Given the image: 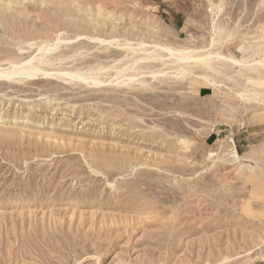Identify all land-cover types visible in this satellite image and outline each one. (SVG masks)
<instances>
[{
    "label": "rangeland",
    "instance_id": "obj_1",
    "mask_svg": "<svg viewBox=\"0 0 264 264\" xmlns=\"http://www.w3.org/2000/svg\"><path fill=\"white\" fill-rule=\"evenodd\" d=\"M44 41L56 76L0 79V264H264V84L231 83L264 70L175 79L153 49L262 58L264 0H0L1 71Z\"/></svg>",
    "mask_w": 264,
    "mask_h": 264
},
{
    "label": "bare ground",
    "instance_id": "obj_2",
    "mask_svg": "<svg viewBox=\"0 0 264 264\" xmlns=\"http://www.w3.org/2000/svg\"><path fill=\"white\" fill-rule=\"evenodd\" d=\"M220 8H221V6H219L218 8H217V10H218V12L220 13L221 12V10H220ZM210 12L212 13V10H210ZM13 18V17H12ZM11 21H13V20H11ZM10 21V22H11ZM15 21H16V19H15ZM52 21V20H51ZM9 22V23H10ZM17 22V21H16ZM55 22V21H54ZM54 22H52V27H53V23ZM49 23H51L50 21H49ZM19 24H20V22H19ZM12 24H10V26H11ZM21 25V24H20ZM217 24H216V16H215V14L213 13L212 14V18H211V23H210V28H211V32H209V33H212V34H210L211 36H210V41H209V44H208V48H212V47H214L217 43H219L220 42V40H221V38L220 37H222V30H221V28L219 27L218 28V26H216ZM56 26V25H55ZM11 27H13V25L11 26ZM20 27H22V26H20ZM50 28L51 30L53 29V28ZM57 27V26H56ZM13 28H17V27H13ZM21 29V28H20ZM12 30V29H11ZM54 30V29H53ZM13 31V30H12ZM16 31H17V29H16ZM210 31V30H209ZM14 32H15V30H14ZM13 32V33H14ZM18 32V31H17ZM17 32H16V34H17ZM19 32H21L20 30H19ZM48 36V35H47ZM72 36V35H71ZM25 37H26V35H25ZM41 37V36H40ZM44 38V37H43ZM42 38V40H44ZM48 39V38H47ZM56 39H57V37H56ZM57 40H59V38L57 39ZM56 40V41H57ZM94 40V39H93ZM19 41V40H18ZM18 41H16V42H18ZM21 41V40H20ZM19 41V42H20ZM49 41V40H48ZM48 41H44V43H42V44H40L41 46H39L38 48H37V53L39 54V52H41L42 53V55L40 56V58H42L43 57V55L46 53L47 54V52H48V50L46 49L47 47H48ZM42 42V41H41ZM40 42V43H41ZM62 42V40H60V43ZM67 42H69V41H67ZM71 42V41H70ZM15 43V42H14ZM56 43V42H55ZM57 43H59V42H57ZM57 43H56V45H57ZM140 43V42H139ZM138 43V44H139ZM15 44H17V43H15ZM20 43H18L17 45H16V47L19 45ZM48 44V45H47ZM59 45V44H58ZM137 45V44H136ZM140 46H142L143 48H141V50L143 51L144 50V45L142 44V43H140L139 44ZM138 45V46H139ZM146 45V44H145ZM52 46V45H51ZM51 46H49L48 48H50ZM54 46V45H53ZM126 46H128V45H126ZM125 46V47H126ZM138 46H137V48H135V50H137L138 49ZM148 46V45H147ZM19 47V46H18ZM18 47H17V49H18ZM55 47V46H54ZM153 47V46H152ZM52 48V47H51ZM127 48H129V47H127ZM21 49V48H20ZM130 49V48H129ZM133 49V48H132ZM149 49V48H148ZM148 49H147V51H148ZM153 49H156V50H159V51H161V52H165L166 53V58L168 59V60H172L171 61V63H172V65H173V67H174V78L175 79H177V78H180V77H183L185 74H187L188 72L186 71V70H188V68L187 69H185L187 66H193V67H196L197 65H199L200 67L202 66L203 68H205L206 69V72H207V70H212V68H213V66L215 65V66H217V65H226V66H228V68H226L227 70L228 69H230L231 68V66H232V68H234L235 66L236 67H239V68H243V69H256L257 71L259 70L260 71V69L262 68L263 70H264V56L262 57V58H259V59H257V60H252V62H247L246 60H237V59H235V58H232V57H228V56H226V55H224V54H221V53H219V52H210V51H204V49H192V48H189V47H171V46H166V45H157V46H155ZM247 50H251V49H253L252 48V46H250V47H247L246 48ZM55 50V49H54ZM126 50V49H125ZM139 50H140V47H139ZM140 50V51H141ZM18 51H19V49H18ZM52 51H53V49H52ZM126 51H128V53H130L132 50H130V52H129V50H126ZM56 52V51H55ZM133 52V51H132ZM158 52V51H157ZM49 53V52H48ZM52 53V52H51ZM125 53V52H124ZM135 53V52H134ZM134 53L132 54V55H134ZM139 53V52H138ZM137 53V54H138ZM155 53V54H154ZM159 53V52H158ZM36 54V53H35ZM77 54V53H76ZM144 53L142 52V54H140V55H143ZM9 55V54H8ZM12 55H14V54H12ZM40 55V54H39ZM59 55V54H58ZM125 55H126V53H125ZM128 55H130V54H128ZM139 55V54H138ZM145 57L144 58H137V60H134V63L133 64H135L137 61H146V62H149L148 60H150V61H152L151 59H154V62H155V57L157 58V57H160V59L161 60H163L162 58H164L165 56H163V54L161 55H159V54H157L156 55V52H155V50H154V52L152 51V52H146L145 54ZM6 56V55H5ZM54 56V55H53ZM131 56V55H130ZM136 56V55H135ZM7 57V56H6ZM6 57H4V58H6ZM8 57H13V56H8ZM34 57V56H33ZM30 58V60L28 61L27 60V62H23L24 64H22V66H16V65H9L10 63H12V62H14L13 60H12V62H9V58H8V61L7 62H9V67H12V69H10V70H4V71H1L0 72V79L1 78H5V79H9V80H11V77H13V78H17V77H19V76H22V77H20V78H25V79H29V80H31V79H33V78H35V77H37L39 74H40V76L42 75V78H46V77H54V76H56V75H53L52 74V72L50 73V72H48L46 69H44L43 67V65H45V64H47L48 65V63H49V60L48 59H45L44 57H43V59H45V60H43V59H40V60H38V65H35V64H33V61L36 59V57H34V58ZM47 57H49V55L47 56ZM60 57V56H59ZM59 57H57V58H59ZM63 57V56H62ZM126 56H124V58H125ZM3 58V59H4ZM136 58V57H135ZM131 59H133V58H131ZM165 59V58H164ZM56 60H60V59H56ZM63 60V59H62ZM6 61V60H5ZM11 61V60H10ZM36 61V60H35ZM61 61V60H60ZM37 62V61H36ZM131 62V61H130ZM15 63V62H14ZM13 63V64H14ZM19 63V62H18ZM51 63V62H50ZM132 63V62H131ZM137 63H140V62H137ZM142 63V62H141ZM144 63V62H143ZM161 63H162V61H161ZM163 63H166V62H163ZM46 65V66H47ZM53 65V64H52ZM136 65V64H135ZM146 66L145 67H147V64H145ZM165 65H168V64H165ZM164 65V66H165ZM43 66V67H42ZM46 66H45V68H46ZM49 66V65H48ZM134 66V65H133ZM132 66V67H133ZM163 66V65H162ZM169 66V65H168ZM168 66H166V67H168ZM214 66V67H215ZM229 66H230V68H229ZM132 67H131V70H129V71H132L133 69H132ZM142 67V66H141ZM149 67V66H148ZM201 67V68H202ZM222 67V66H221ZM129 68V67H128ZM143 68H144V66H143ZM201 68H200V70H201ZM216 68V67H215ZM5 69H7V68H5ZM123 69V68H122ZM136 69H138V68H136ZM149 69H150V67H149ZM149 69H147V70H149ZM172 69V68H171ZM199 69V68H198ZM217 69V68H216ZM222 69V68H221ZM245 69V70H246ZM75 70V71H74ZM73 71L74 72H72L71 73V71H69L70 73H66V72H64V74L63 75H65V76H69L70 78H76V79H78V82H84L86 79H88V78H90V77H87V78H85V77H83L84 75H81L80 74V71L79 70H77L76 71V69H74ZM92 70V69H91ZM100 70H101V68H100ZM170 70V69H169ZM173 70V69H172ZM202 70H204V69H202ZM213 70H214V68H213ZM212 70V71H213ZM219 70V69H218ZM226 70V71H227ZM61 71V70H60ZM60 71H58V72H60ZM96 71H97V69H96ZM124 71V70H123ZM137 71V73H138V71L139 70H136ZM144 71H146V69L144 70ZM251 71V70H250ZM58 72H56V73H58ZM134 72V71H133ZM141 72V71H140ZM157 72V71H156ZM162 72V71H161ZM160 72V73H161ZM173 72V71H172ZM187 72V73H186ZM205 72V73H206ZM225 72V71H224ZM261 72V71H260ZM259 72V73H260ZM54 74H55V72H53ZM121 72L120 71H118V74H120ZM142 73H143V69H142ZM142 73H139V74H142ZM151 73V72H150ZM159 72H158V75L160 74ZM211 73H214V72H211ZM210 73V74H211ZM226 73V72H225ZM262 73V72H261ZM260 73V74H261ZM146 74V72L145 73H143V75H145ZM148 74H149V72H148ZM165 74V73H164ZM163 74V75H164ZM197 74V73H196ZM202 74V73H201ZM216 74V73H215ZM218 74V73H217ZM227 74V73H226ZM259 74V76H261ZM264 74V73H263ZM93 75V74H92ZM117 75V74H116ZM151 75V74H150ZM152 75L154 76L155 74H153L152 73ZM162 75V74H161ZM162 75V77H164ZM195 75V74H194ZM206 75V74H205ZM86 76V75H85ZM127 76H130V75H127ZM131 76H133V75H131ZM135 76V75H134ZM134 76H133V78H134ZM136 76H138V74L136 75ZM152 76V78L154 79V77ZM156 76V75H155ZM166 76V75H165ZM217 76V75H216ZM215 76V77H216ZM224 76V75H223ZM226 76V75H225ZM238 76V78L239 77H241V80H240V78H239V80L237 79H231L232 81H231V83H233L235 86H237V87H239V88H241V89H243V87H244V85H245V83H247V85L249 84V83H251V84H264V78H258L257 76H255V77H257V78H255V79H251V78H243L242 79V76L241 75H237ZM60 77H62V75L60 76ZM147 77V76H146ZM167 77V76H166ZM165 77V78H166ZM211 77V76H210ZM214 77V76H213ZM221 77V76H220ZM232 77V76H231ZM251 77V76H250ZM15 78V79H16ZM58 78V77H57ZM92 78H93V76H92ZM91 78V81L89 82V84H99L100 85V83L101 82H99L98 81V79L96 80V79H92ZM161 78V77H160ZM169 78V77H168ZM217 78V77H216ZM227 78V77H226ZM237 78V77H236ZM253 78V77H252ZM36 79V78H35ZM59 79V78H58ZM65 79V78H64ZM127 79H128V77H127ZM126 79V81L127 82H132V81H134V79L132 80V78H129L128 80ZM145 79V78H144ZM156 79V78H155ZM199 79H203L208 85L210 84V85H213V86H215V87H217L218 85H216L215 83H212L211 81H210V79H209V77H207V75L206 76H200V78ZM213 79V78H212ZM211 79V80H212ZM215 79V78H214ZM230 79V78H229ZM34 80V79H33ZM71 80V79H70ZM101 80V79H100ZM136 80V79H135ZM158 80V79H157ZM160 80V79H159ZM227 80V79H226ZM7 81V80H6ZM89 81V80H88ZM88 81H87V83H88ZM122 81V80H121ZM137 81V80H136ZM143 82L145 81V80H142ZM228 81H230V80H228ZM244 81H245V83H244ZM9 82V81H8ZM92 82V83H91ZM129 82V83H130ZM85 83V82H84ZM116 83H118L117 81H116ZM133 83V82H132ZM131 83V84H132ZM137 83V82H136ZM139 83V82H138ZM140 83H141V81H140ZM92 84V85H93ZM103 84V83H102ZM126 84H128V83H126ZM149 84V83H148ZM158 84H159V82H158ZM116 85H120V84H116ZM125 85V84H124ZM140 85V84H139ZM263 86V85H262ZM258 88V87H257ZM241 89L239 90V92L237 93V92H235L236 94H237V96H238V98L240 99V100H243V95H244V93L241 91ZM259 89V88H258ZM260 91H262V90H260ZM254 92V91H253ZM252 93V92H251ZM261 92H259V94H260ZM264 93V92H263ZM262 94V93H261ZM252 95V94H251ZM258 95V94H257ZM264 95V94H263ZM259 96V95H258ZM257 96V97H258ZM260 97H264V96H261L260 95ZM1 115V114H0ZM231 142H232V140H231ZM228 143V142H227ZM230 144V143H229ZM226 148V150H225V152H224V156H225V158H226V161L228 162V163H231V164H235V163H238L239 161H241V160H245L246 159V157L245 156H243V157H241L240 155H238V153H237V151H236V149H235V146L232 144V145H230L229 147H225ZM224 150V149H223ZM260 156L262 157V158H264V146H260Z\"/></svg>",
    "mask_w": 264,
    "mask_h": 264
},
{
    "label": "crops",
    "instance_id": "obj_3",
    "mask_svg": "<svg viewBox=\"0 0 264 264\" xmlns=\"http://www.w3.org/2000/svg\"><path fill=\"white\" fill-rule=\"evenodd\" d=\"M258 125H256V123L255 124H252V125H250V129H249V131H253V132H255V131H257L258 130V127H257Z\"/></svg>",
    "mask_w": 264,
    "mask_h": 264
}]
</instances>
